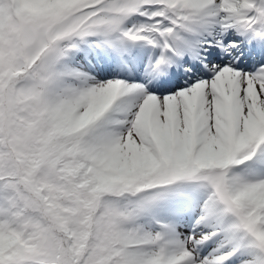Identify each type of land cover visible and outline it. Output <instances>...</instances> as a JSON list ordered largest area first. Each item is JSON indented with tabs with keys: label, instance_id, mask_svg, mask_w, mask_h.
Here are the masks:
<instances>
[{
	"label": "snow or ice",
	"instance_id": "snow-or-ice-1",
	"mask_svg": "<svg viewBox=\"0 0 264 264\" xmlns=\"http://www.w3.org/2000/svg\"><path fill=\"white\" fill-rule=\"evenodd\" d=\"M236 261L264 264V0H0V264Z\"/></svg>",
	"mask_w": 264,
	"mask_h": 264
},
{
	"label": "rangeland",
	"instance_id": "rangeland-1",
	"mask_svg": "<svg viewBox=\"0 0 264 264\" xmlns=\"http://www.w3.org/2000/svg\"><path fill=\"white\" fill-rule=\"evenodd\" d=\"M131 22H133V21H130L129 23H131ZM133 98H134L133 96H129V97L124 98V100L126 102V108L131 109V107L134 105ZM113 115L115 117L119 118L122 115V111H119L118 113H114ZM126 203H128V202H126ZM236 264H238V263H236Z\"/></svg>",
	"mask_w": 264,
	"mask_h": 264
},
{
	"label": "bare ground",
	"instance_id": "bare-ground-1",
	"mask_svg": "<svg viewBox=\"0 0 264 264\" xmlns=\"http://www.w3.org/2000/svg\"><path fill=\"white\" fill-rule=\"evenodd\" d=\"M136 24H139V22H136ZM108 76H110V75H108ZM133 102L135 103V97L133 98Z\"/></svg>",
	"mask_w": 264,
	"mask_h": 264
}]
</instances>
